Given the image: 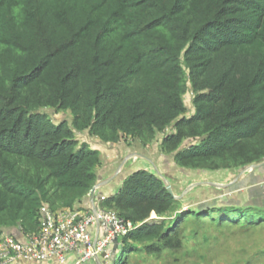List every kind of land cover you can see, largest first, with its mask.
I'll return each mask as SVG.
<instances>
[{"label":"trees","instance_id":"16d2710c","mask_svg":"<svg viewBox=\"0 0 264 264\" xmlns=\"http://www.w3.org/2000/svg\"><path fill=\"white\" fill-rule=\"evenodd\" d=\"M48 108L71 118L54 122ZM168 127L160 151L182 168L264 160V0H0V234L36 231L43 203L72 208L94 187L101 152L76 132L146 147ZM102 206L142 222L111 264L134 243L178 249L193 218L264 223L254 206L180 210L146 168Z\"/></svg>","mask_w":264,"mask_h":264},{"label":"rangeland","instance_id":"374dc122","mask_svg":"<svg viewBox=\"0 0 264 264\" xmlns=\"http://www.w3.org/2000/svg\"><path fill=\"white\" fill-rule=\"evenodd\" d=\"M184 102L188 108L187 113H191L193 107L190 91L184 94ZM44 111L50 114L54 122L71 118L68 111L50 108ZM170 129L171 127H168L164 132H158L146 147L140 146L131 137L115 144L98 143L97 138L87 131L76 132V138L102 152L103 156L97 171L104 166L106 161L104 154H111L118 156L113 161V169L116 164L124 161L125 171L148 167L150 171L162 174L171 185L173 194L180 195L176 198L179 201L180 210L203 209L219 205L264 208V165L244 173H239L240 169L234 171L182 168L175 164L170 154L160 151L161 138ZM190 142L189 139L184 140L181 147ZM130 153L132 155L129 157ZM135 154L142 156L137 157ZM107 174L103 175V181L110 178ZM118 176L100 187L106 196L119 189L121 181ZM260 181L263 182L259 183ZM192 184L195 185L191 186ZM165 217L169 221V216ZM152 218H158V216L152 212L149 219ZM134 244L138 246V249L127 253L124 264H264V223L255 226H217L209 219L200 223L193 218L183 226L182 244L178 249L163 248L159 252H147L144 244ZM115 255L116 253L106 264H111L116 259ZM82 264L96 263L91 260ZM117 264H120L119 260Z\"/></svg>","mask_w":264,"mask_h":264},{"label":"built area","instance_id":"2783aa9c","mask_svg":"<svg viewBox=\"0 0 264 264\" xmlns=\"http://www.w3.org/2000/svg\"><path fill=\"white\" fill-rule=\"evenodd\" d=\"M94 186L100 187L98 181ZM106 198L101 192L89 198L88 193L83 203L54 210L43 203L38 209L36 231L25 232L20 225L2 229L0 264H13L19 258L28 261L53 258L60 264L73 258V264L91 260L96 263V257L106 264L120 248V238L142 223L124 219L117 211L102 206Z\"/></svg>","mask_w":264,"mask_h":264},{"label":"crops","instance_id":"0c3cea01","mask_svg":"<svg viewBox=\"0 0 264 264\" xmlns=\"http://www.w3.org/2000/svg\"><path fill=\"white\" fill-rule=\"evenodd\" d=\"M97 142L98 143H100V140L99 139H97ZM98 143H96V144H98ZM104 144H106V143H104ZM109 144H111V143H109ZM112 144H115V143H112ZM132 153H135V152H132ZM132 153H130L129 154V157L132 155ZM101 156H103V154H102V152H101ZM104 157L106 158L105 160V163H104V166L101 168V170L100 171H97V174H98V179H97V181L99 182V185H100V187H102V185L103 184H105V183H107L112 177H117L118 175V177L120 178V181L122 182V180H123V178L129 173V172H131V171H125L124 170V167H123V165H124V161H121V162H119V164H116V167H115V169H113L112 168V164H113V161H114V159L115 158H118V156L117 155H111V154H104ZM263 166V165H262ZM120 167H122L121 168V170L118 172V169L120 168ZM261 167V166H260ZM260 167H258V168H260ZM144 168H146V169H149L148 167H144ZM256 169V168H255ZM105 173H108L107 174V176H110V179H108V181L107 180H102V178H103V175L105 174ZM121 173V174H120ZM261 182H263V181H260L259 183H261ZM120 186H121V184H120ZM98 188V189H96L95 190V194H97V193H103V191L101 190V188ZM87 199V196L86 197H84L82 200H81V202L83 203L85 200ZM78 204V203H77ZM76 204V205H77ZM92 261H94V260H92ZM74 263V259L72 258L70 261H68V263L67 264H73ZM13 264H60V263H58L55 259H49V260H47V261H28V260H26V259H23V258H19V259H17Z\"/></svg>","mask_w":264,"mask_h":264},{"label":"water","instance_id":"95a60500","mask_svg":"<svg viewBox=\"0 0 264 264\" xmlns=\"http://www.w3.org/2000/svg\"><path fill=\"white\" fill-rule=\"evenodd\" d=\"M135 155H136L137 157L142 156V155H139V154H135ZM262 165H264V160H262V161H260V162H257V163L250 164V165L243 166V167L240 169V172H239V173H244L245 171H247V170H251V169L253 170V169L258 168V167H260V166H262ZM119 169H120V168H119ZM119 169H118V172L120 171ZM157 175H158L160 178H162V180L164 181L167 191H168V192H169L174 198H179L180 195L176 196V195L173 194V192H172V190H171V187H170L171 185L167 183L166 178H165L162 174H160V173H157ZM112 178H114V177H112ZM112 178H111V179H112ZM97 179H98V178H97ZM109 179H110V178H109ZM107 181H108V180H107ZM98 183H99V182H98ZM194 185H195V184H192L191 186H194ZM95 189H96V186H94V187L91 189V191L89 192V198H93V197H94ZM113 242H114V249H116V248H117V238H114ZM95 261H96L97 264H102V263L100 262V260H99L97 257L95 258ZM114 261H115V259H114Z\"/></svg>","mask_w":264,"mask_h":264}]
</instances>
